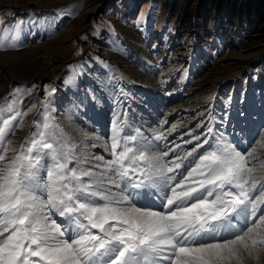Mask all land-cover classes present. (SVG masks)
Returning <instances> with one entry per match:
<instances>
[{
  "label": "snow or ice",
  "instance_id": "1",
  "mask_svg": "<svg viewBox=\"0 0 264 264\" xmlns=\"http://www.w3.org/2000/svg\"><path fill=\"white\" fill-rule=\"evenodd\" d=\"M11 112L0 105V264H231L242 250L257 260L264 251V232L254 231L264 228V178L254 175L252 153L223 134L177 181L207 138L165 161L169 152L149 155L142 134H123L117 116L105 143L111 159L96 157L97 172L80 161L69 167L76 145L50 142L47 118L43 131L10 148L7 137L22 115ZM154 198L161 210L141 203Z\"/></svg>",
  "mask_w": 264,
  "mask_h": 264
},
{
  "label": "rangeland",
  "instance_id": "2",
  "mask_svg": "<svg viewBox=\"0 0 264 264\" xmlns=\"http://www.w3.org/2000/svg\"><path fill=\"white\" fill-rule=\"evenodd\" d=\"M123 1L124 0H0V10L3 9V13L0 12V16L3 15L4 19L9 17V14L16 13L17 10L25 12L30 7L28 10V17L25 19H17L13 23L14 27L24 24V37L28 34L29 26L34 28V18L31 16L33 14L32 10L35 9V7L39 10H43L42 18H45L46 21L48 20L57 23L56 31L49 36L48 39L41 40L38 44L23 45V47L18 49L20 51L15 50L17 52H0V59L7 58V61L14 62L15 65L21 67H16L15 69L20 81L13 83L12 85L16 84L15 88L17 87V89L23 85L29 86V88H31L30 91H32L30 93L28 90L21 96H17V99H20V104L25 110L26 119H24L18 127H16L13 134L10 135V138H8L11 141L9 146L10 148H13L14 144L17 145L18 139H20L21 135L24 134L25 123H28L27 121L36 122V108L39 106V101L48 102L50 97L49 92L53 91L52 86H54V80L58 79L60 74L63 72V82L65 83L69 81L70 74L67 73L68 67H71L70 69L72 72L70 73L72 76H75L76 71H79L78 63L75 64V67L72 65V61L77 62L74 58H77V56L82 52V57H94L96 54L102 56L104 51L106 60H109L110 56L107 55L110 53V50L107 49V40L104 36V32L108 31L107 29L109 28L110 31H113L111 28L114 26L117 27L119 22L117 12L116 10H112V5H114V8H120ZM187 1L192 4L190 9L191 11H194V9L200 10L201 8H204L200 7V5H204L203 0H183V3ZM140 2L141 1H139V3ZM152 6V9L154 10L152 17L156 20L163 18L165 11L164 9L159 10L161 8V5L159 6V1L152 4ZM263 20V18L258 20L256 25L258 28L257 32H254L244 46L238 50H231L228 53L226 52L225 55L218 56L201 75L196 77L195 84L192 88H197L198 92L187 96L185 100H192L194 96L199 97V99L197 102H185L186 106H195L202 103L204 101L203 96L206 95L211 88L212 92L215 91L213 94H216L218 90L217 86L222 83V80L225 82L229 80H232V82L241 80V78L247 75L248 69L259 77L258 86L260 87L261 77H264L261 76L264 72V32L260 31L261 29L259 28L263 29ZM116 29L120 34H126L125 31L127 32L126 28L120 27L119 25ZM102 46L105 47L103 48ZM52 50H55L57 54L56 52L53 53ZM114 59L113 65H117L118 69L119 64L124 67L125 63L123 60L116 57H114ZM63 65L64 67L62 68ZM80 65L86 66V63L83 62ZM125 67L128 68L127 66ZM60 71L61 73L59 74ZM81 71L83 72L82 80L89 79L94 81V78L96 77L94 74H88L86 70ZM128 73L132 77L135 76L132 71H129ZM116 74L118 75V72ZM244 79H246V77ZM82 80L79 79V82H82ZM58 81L60 82V78ZM12 85L6 82L3 70L0 69V102L2 101L1 99L3 98V94L10 89V87L12 88ZM229 91L230 90L226 87L223 89L221 94L231 96ZM27 94H29V96H27ZM56 97L61 99L60 95H57ZM260 98L264 103V95L262 96V94H260ZM61 101L63 100L61 99ZM33 105L37 106L34 107ZM182 105H184L183 102ZM54 116H52V120L55 124L59 123L56 120L57 117ZM25 130H27V127ZM68 131L69 130L64 131L58 126H55L54 128V132L61 135L60 137L63 136L62 133L69 135V140L71 141L75 139L77 140L80 137V134L75 133L72 136L70 135L71 132L69 134ZM54 135L55 133L52 134V136ZM81 136L82 138H84V136L88 137V135L82 134ZM64 140H66V136ZM258 149V153H264V144L262 143L258 146Z\"/></svg>",
  "mask_w": 264,
  "mask_h": 264
},
{
  "label": "trees",
  "instance_id": "3",
  "mask_svg": "<svg viewBox=\"0 0 264 264\" xmlns=\"http://www.w3.org/2000/svg\"><path fill=\"white\" fill-rule=\"evenodd\" d=\"M158 1L161 3L159 6L161 5L165 7V9L172 14L173 19H183L182 27H185L189 18L194 16L196 18L198 17L199 19H211L212 15L215 12H218L217 17L224 19L230 14L235 13L236 15L237 13H241L245 20L240 32L242 46H244V44L251 38L254 32H257L258 28L256 25L258 20L260 18L264 19V0H203L204 5H200V7L204 8H201L200 10L194 9V11L190 10L192 4L189 1L183 3V0H146L145 3L153 8L152 4L157 3ZM206 28L208 27H203V29ZM248 28H250L249 34L247 32ZM259 29H261L260 31L264 32V27L263 29Z\"/></svg>",
  "mask_w": 264,
  "mask_h": 264
},
{
  "label": "bare ground",
  "instance_id": "4",
  "mask_svg": "<svg viewBox=\"0 0 264 264\" xmlns=\"http://www.w3.org/2000/svg\"><path fill=\"white\" fill-rule=\"evenodd\" d=\"M26 49V48H25ZM18 51H20V50H18ZM53 51V53H55L56 51L55 50H52ZM13 52H17V51H13ZM3 53V52H2ZM56 54H57V52H56ZM65 65V64H64ZM64 65L62 66V68L64 67ZM117 68H116V67ZM16 67H19V68H21L20 66H18V65H15V63L14 62H9V61H7V58H1L0 59V69L1 70H3V74H4V78H5V80H6V82L7 83H9V84H13V83H16V82H18V81H20L18 78V76H17V74H16ZM113 67H114V71L115 72H113V73H117L118 72V66L117 65H113ZM118 69V70H117ZM119 72H120V74H121V71L119 70ZM61 73V71L59 72V74ZM87 76V75H86ZM80 78V80H82V77L80 76L79 77ZM83 81V80H82ZM225 81L224 80H222V83H224ZM221 83V84H222ZM220 84V85H221ZM16 85V84H15ZM15 85H12V88L14 89L15 88ZM18 85H21V84H18ZM220 85L219 86H217V92H216V94H221V92L223 91V89H225L226 87H220ZM11 88V89H12ZM11 89H9V90H7V92H5L4 94H3V98L1 99V100H3L4 98L6 99V97L8 96V95H11ZM184 112H182L181 114H183ZM57 132H58V130H57ZM57 132L55 133V135L54 136H57V143H59V141L62 139V140H64V138H65V136H66V140L72 145V141L71 140H69V135H65V134H63L62 133V137H60L61 135H58L57 134ZM90 135H93V134H90ZM85 138L87 137V136H84ZM61 138V139H60ZM80 138H82V136H81V134H80V137L78 138V139H80ZM88 138V137H87ZM84 139V138H83ZM76 140V139H75ZM87 142V141H86ZM89 142V141H88ZM55 143H56V141H55ZM92 146V144L91 143H88V144H85L84 145V147H91ZM258 152H259V150L257 151V154H258ZM255 153H256V151H255ZM261 156H263V154L261 155ZM261 158H263V157H261ZM106 161H107V159H106ZM263 174H264V172H263ZM262 232H264V230H261ZM231 264H264V251H261L260 252V258L257 260V259H254L253 257H249L248 255H247V253L246 252H243V250H242V257H241V259L240 260H236V259H234V260H232L231 261Z\"/></svg>",
  "mask_w": 264,
  "mask_h": 264
}]
</instances>
